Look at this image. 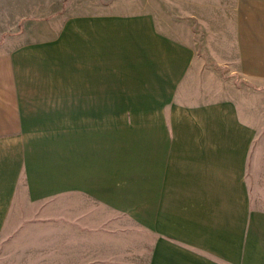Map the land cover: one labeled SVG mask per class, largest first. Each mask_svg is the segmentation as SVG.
I'll list each match as a JSON object with an SVG mask.
<instances>
[{
  "label": "crops",
  "instance_id": "obj_1",
  "mask_svg": "<svg viewBox=\"0 0 264 264\" xmlns=\"http://www.w3.org/2000/svg\"><path fill=\"white\" fill-rule=\"evenodd\" d=\"M121 5L63 3L0 49V236L75 199L83 231L132 233L83 264H264V0Z\"/></svg>",
  "mask_w": 264,
  "mask_h": 264
},
{
  "label": "rangeland",
  "instance_id": "obj_2",
  "mask_svg": "<svg viewBox=\"0 0 264 264\" xmlns=\"http://www.w3.org/2000/svg\"><path fill=\"white\" fill-rule=\"evenodd\" d=\"M74 0H0V49L8 46H14L16 40L24 33L27 24L30 20L37 19L42 21L53 16L54 13H60L57 10L63 3H70ZM77 2H102L104 5H120L121 4H134L136 7H142L144 5H152V9L160 12V8L165 13L168 9L175 13L174 7H172L176 0H76ZM165 6H168L166 9ZM141 8V9H142ZM170 28V27H168ZM202 59V58H201ZM197 69V67L195 68ZM263 96L264 92L258 94ZM160 109L159 106L150 105H136V106H122L105 107V114L112 117H144L143 115L150 114L155 109ZM72 207L69 209L72 217H69L72 222L79 221L80 212L85 209L87 212L95 210L94 202H81L75 199L70 202ZM56 206V209H65V205L62 202L52 204ZM68 205V204H67ZM72 211V212H71ZM94 215H89V218ZM92 219V218H90ZM40 219H37V221ZM46 221L48 219H42ZM40 220V221H41ZM55 220L57 223L51 226L46 224L40 226L35 223L37 221L25 222L29 226H34L35 230H28L23 237L16 233L0 236V264H83L86 261L94 260L93 254L97 248L110 247L113 253L120 255V261L127 260V256H123V251L117 249V242L131 241L130 232L129 235L123 234L118 238L114 236H106L100 232L83 231L79 224H64L65 219L59 222V219ZM69 220V221H70ZM64 221V222H63ZM66 223V222H65ZM95 223L93 222V225ZM79 229L82 231H79ZM133 237V236H132ZM135 244L137 249L143 242V234L136 229ZM133 239V238H132ZM131 253V252H130ZM130 255V254H129ZM136 264H143L142 251L136 250ZM134 257V256H132ZM130 259H133V258Z\"/></svg>",
  "mask_w": 264,
  "mask_h": 264
}]
</instances>
